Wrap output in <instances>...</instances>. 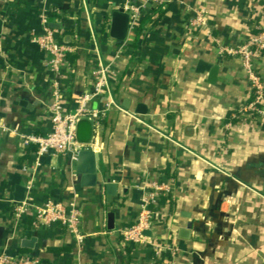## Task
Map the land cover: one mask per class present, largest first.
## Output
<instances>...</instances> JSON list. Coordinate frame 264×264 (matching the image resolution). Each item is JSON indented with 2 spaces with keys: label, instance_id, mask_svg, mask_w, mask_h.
<instances>
[{
  "label": "crops",
  "instance_id": "0c3cea01",
  "mask_svg": "<svg viewBox=\"0 0 264 264\" xmlns=\"http://www.w3.org/2000/svg\"><path fill=\"white\" fill-rule=\"evenodd\" d=\"M121 2L0 0V119L11 129L0 131V246L40 264H155L145 246L124 245L118 229L135 219L145 179L165 178L173 185L172 203L149 236L172 243L175 253L157 264H264V116L226 124L249 92L240 60L217 50L253 31L264 0H166L158 21L151 12L138 33L112 43L108 16ZM186 6L206 8L210 35L188 31ZM41 10L50 11L49 25L60 24L50 26L62 30L61 39L76 46L60 79L67 110L88 84L91 34L105 58L121 45L114 83L119 107L95 122L94 186L80 184L69 155L48 153L36 166L32 147L19 146L20 134L49 126L44 110L52 74L45 52L29 39L30 31L42 30ZM260 71L264 81V53ZM107 178L116 185L110 202ZM29 195L39 203H97L96 227L82 248L58 225L33 229L28 218L14 222L10 200Z\"/></svg>",
  "mask_w": 264,
  "mask_h": 264
},
{
  "label": "built area",
  "instance_id": "2783aa9c",
  "mask_svg": "<svg viewBox=\"0 0 264 264\" xmlns=\"http://www.w3.org/2000/svg\"><path fill=\"white\" fill-rule=\"evenodd\" d=\"M85 3V0H82ZM166 0H122L119 7L130 13L129 32L142 20L145 11L158 8L165 4ZM51 13L59 14L56 8L50 9ZM48 14L50 11L41 10L38 17L42 30L29 32V39L36 43L45 52L44 64L51 71L50 82L51 98L45 105V114L49 126L42 131H29L20 134L19 146L22 150L32 147L33 162L40 165L43 155L52 153L69 155L75 162L78 150L81 148L75 142V117L78 115H91L95 122L111 107H119L114 95V83L116 75V58L120 55V46L117 45L111 57L105 58L96 45V36L92 35L93 46L88 58V84L79 94L72 97L73 107L67 110L63 103L61 92V75L67 64V55L73 52L76 46L61 39L62 30L49 25ZM185 14L189 32L204 30L210 35L211 29L206 19V8L186 6ZM161 16L153 15L152 22L158 21ZM73 32L76 30L71 25ZM253 31L243 40L233 44H219L218 53L235 56L245 73L246 85L249 92L248 99L240 104L231 114L237 119L249 118L251 120L264 116V81L260 71L261 60L264 53V15L255 22ZM128 37V35H127ZM126 37V38H127ZM109 40V39H108ZM126 40V39H125ZM125 40L120 42H125ZM111 41V40H109ZM112 43L114 41H111ZM10 68L9 64L5 65ZM95 101L96 107H87V103ZM231 120L226 124L230 125ZM10 127L0 119V131H9ZM223 146L217 144L215 151L221 153ZM72 177L76 172L71 173ZM172 182L165 178L145 179L143 193L140 199L136 217L130 223L122 224L118 231L124 245L145 246L152 254L153 263H165L175 253V247L170 242H161L146 234L151 230L157 219H165L168 216L167 205L172 198ZM9 213L14 222H22L28 218L33 229L48 225L60 226L70 235L78 248L84 245L87 234L81 230L79 206L73 202L63 203L53 199L44 202H36L30 195L21 200H10ZM0 264H40L38 257L24 254L11 253L4 244L0 246Z\"/></svg>",
  "mask_w": 264,
  "mask_h": 264
},
{
  "label": "water",
  "instance_id": "95a60500",
  "mask_svg": "<svg viewBox=\"0 0 264 264\" xmlns=\"http://www.w3.org/2000/svg\"><path fill=\"white\" fill-rule=\"evenodd\" d=\"M130 13L122 7L114 8L108 16L106 29V37L111 41H123L126 39L129 31ZM53 27L59 28V23H51ZM1 30V20H0ZM68 35L64 36L67 40ZM94 101L88 102L87 107H91ZM139 112L143 110L139 109ZM95 119L91 115H78L75 117V142L80 145L77 157L75 160V169L79 174L80 184L82 186H94L97 182V167L99 155L92 149L94 140ZM104 187L107 193V202L111 201L115 194L116 185L107 178ZM21 196H17L16 200H21ZM98 206L97 203L91 200H84L79 205V216L81 222V230L85 234L93 233L96 227ZM111 212H108V218H111ZM149 235V231L145 232ZM31 240H24V243L30 244Z\"/></svg>",
  "mask_w": 264,
  "mask_h": 264
},
{
  "label": "trees",
  "instance_id": "16d2710c",
  "mask_svg": "<svg viewBox=\"0 0 264 264\" xmlns=\"http://www.w3.org/2000/svg\"><path fill=\"white\" fill-rule=\"evenodd\" d=\"M154 11H157L158 12V16H161V14H162V9L160 10L159 8H151L150 10H149V12H145L144 13V15H143V18L145 17H149L150 15H151V12L152 13H154ZM53 14V13H52ZM140 27H141V23H139V24H137L136 25V27L134 28V31L136 32V33H138L139 32V30H140ZM73 30V29H72ZM63 31L64 32H68V31H70V29L68 28V27H65L64 29H63ZM229 119L231 120V121H233V120H235V119H237V118H235V117H231L230 115H229ZM170 203H172V198H171V200H170ZM119 264H124V261H123V259H120L119 260Z\"/></svg>",
  "mask_w": 264,
  "mask_h": 264
}]
</instances>
